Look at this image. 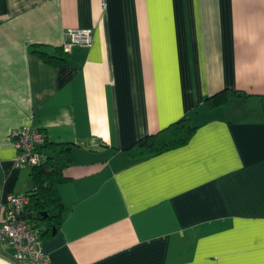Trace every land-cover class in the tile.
Instances as JSON below:
<instances>
[{"label": "crops", "instance_id": "1", "mask_svg": "<svg viewBox=\"0 0 264 264\" xmlns=\"http://www.w3.org/2000/svg\"><path fill=\"white\" fill-rule=\"evenodd\" d=\"M69 28L91 44L58 66L32 52ZM224 88L249 96L209 106ZM262 94L264 0H0V215L32 190L11 136L27 125L67 177L50 264H264ZM185 115L186 144L124 152ZM0 264L40 263L0 236Z\"/></svg>", "mask_w": 264, "mask_h": 264}, {"label": "trees", "instance_id": "2", "mask_svg": "<svg viewBox=\"0 0 264 264\" xmlns=\"http://www.w3.org/2000/svg\"><path fill=\"white\" fill-rule=\"evenodd\" d=\"M32 52L43 61L52 65H61L67 60V50L57 47L50 51L40 46H33ZM249 94L240 89L224 88L218 93L207 97L209 106L225 105L235 99H244ZM264 114V94L260 95ZM197 126H195L188 115L170 123L159 131L145 135L137 139L133 144L124 149L130 158H141L152 156L186 144L193 136ZM53 143L47 142L46 146ZM67 160L72 156L69 149H62ZM32 190L29 193L30 201L26 206V214H31V220L39 224L46 225L44 235L52 234L57 230L64 219V208L60 200L58 186L67 180L63 175L62 168L54 156H46L44 160L31 167ZM46 212V215H43Z\"/></svg>", "mask_w": 264, "mask_h": 264}, {"label": "built area", "instance_id": "3", "mask_svg": "<svg viewBox=\"0 0 264 264\" xmlns=\"http://www.w3.org/2000/svg\"><path fill=\"white\" fill-rule=\"evenodd\" d=\"M63 43L65 50L74 45L89 46L92 42L91 28H69ZM17 149L14 166L32 167L40 164L45 155L41 147L45 133L32 126H21L11 131ZM30 201L28 192L11 193L6 196L0 215V236L14 249L16 259L31 258L40 264H50L49 256L42 250V226L27 217L26 206Z\"/></svg>", "mask_w": 264, "mask_h": 264}, {"label": "water", "instance_id": "4", "mask_svg": "<svg viewBox=\"0 0 264 264\" xmlns=\"http://www.w3.org/2000/svg\"><path fill=\"white\" fill-rule=\"evenodd\" d=\"M46 214H47L46 212H43V215H46ZM31 216H32L31 214H27L28 218H31Z\"/></svg>", "mask_w": 264, "mask_h": 264}]
</instances>
